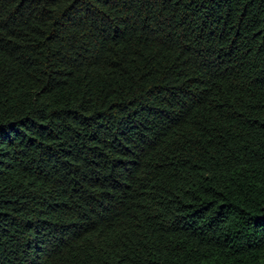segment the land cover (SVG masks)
Instances as JSON below:
<instances>
[{"label":"trees","instance_id":"1","mask_svg":"<svg viewBox=\"0 0 264 264\" xmlns=\"http://www.w3.org/2000/svg\"><path fill=\"white\" fill-rule=\"evenodd\" d=\"M0 264H264V0H0Z\"/></svg>","mask_w":264,"mask_h":264}]
</instances>
